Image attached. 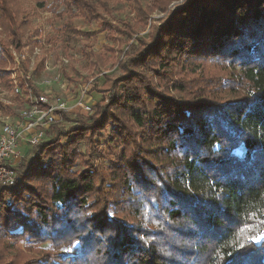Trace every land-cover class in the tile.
I'll return each instance as SVG.
<instances>
[{
  "label": "trees",
  "instance_id": "trees-1",
  "mask_svg": "<svg viewBox=\"0 0 264 264\" xmlns=\"http://www.w3.org/2000/svg\"><path fill=\"white\" fill-rule=\"evenodd\" d=\"M128 1L133 23L104 22L134 41L123 51L115 38L126 57L122 75L101 89L108 101L32 147L22 165L38 185L0 187V264H264V240L256 242L264 236V0H184L150 22L176 0ZM49 9L66 18L67 39L73 18L110 13L104 0H53ZM20 17L19 0H0L16 51L27 28ZM7 47L1 41L5 85ZM107 125L123 146L109 180L91 166L72 172L74 146Z\"/></svg>",
  "mask_w": 264,
  "mask_h": 264
},
{
  "label": "rangeland",
  "instance_id": "rangeland-1",
  "mask_svg": "<svg viewBox=\"0 0 264 264\" xmlns=\"http://www.w3.org/2000/svg\"><path fill=\"white\" fill-rule=\"evenodd\" d=\"M108 3L110 13L106 14L100 11L103 19L94 21H84L80 18L72 19V27L77 30L72 33L68 39L63 37V28L66 18L53 17L49 5L53 0H19L21 8V17L26 28L23 47L20 51L13 50L9 45L11 37L4 31L0 24V46L1 41L8 44L10 58L5 60L4 71L8 77L9 85H5L0 80V129L5 120L17 123L19 112L30 104L36 95L32 94L27 84L32 83L40 95L56 102L57 99L63 101L67 107V119L61 118L54 123L55 129L45 127V135L42 141H48L59 128H68L72 126L73 121L79 114L84 113V107H92L96 102H107L110 94L105 89V83L108 79H115L122 75L123 71L118 67L119 63L126 57V53H119L116 49L117 40L123 39L120 49L124 51L127 44L134 41L125 42L124 36H117L114 29L110 31L104 26L118 25L120 21L133 23L134 14L131 9L130 1L104 0ZM142 4H151L152 0H139ZM184 0L173 1L165 11H154L149 16L151 20H159L168 15L176 7L182 5ZM42 3V5H41ZM149 24L143 29L139 36L146 37ZM87 32H93L95 35H86ZM113 48L116 53H111ZM2 56V53H0ZM23 55V57H21ZM96 55V56H94ZM97 57L107 59L104 66L90 67L91 63L97 60ZM209 69V68H208ZM207 71V70H206ZM210 71V69L208 70ZM96 88V90H93ZM18 90V93L15 92ZM241 91L242 89L236 88ZM170 94L181 98V94L173 92L171 86L168 89ZM221 96L229 98L228 93L223 91ZM83 107V108H82ZM92 115L93 111L86 113ZM59 120V117H58ZM113 126L107 125L99 136L93 137V142L80 141L74 146L73 151L76 154V161L72 172H80L88 166L94 167L103 175L105 180H109L111 167L118 161V153L122 150L121 144H116L110 139ZM61 144L66 142V138L60 137ZM109 142L110 146H107ZM95 144V152L90 153L89 144ZM33 148L29 146L26 139H23L19 145L20 155H22L19 164V174L22 183L15 190L23 187H34L38 185L37 181L30 179L27 169H24L23 162L27 165L32 159ZM124 150V148H123ZM88 154H94L89 158ZM100 156V157H99ZM120 157V155H119ZM49 162V157L45 163ZM69 251V248L63 249Z\"/></svg>",
  "mask_w": 264,
  "mask_h": 264
},
{
  "label": "built area",
  "instance_id": "built-area-1",
  "mask_svg": "<svg viewBox=\"0 0 264 264\" xmlns=\"http://www.w3.org/2000/svg\"><path fill=\"white\" fill-rule=\"evenodd\" d=\"M15 92L18 93V90L15 89ZM41 104L47 107L42 108ZM66 110L65 103L60 99L53 102L40 95L19 112L16 124L9 120L3 122L0 129V187L15 188L21 183L22 177L18 170L22 158L19 151L21 141L26 139L31 147L41 142L45 135L44 128L60 121V112ZM83 110L91 112L89 106Z\"/></svg>",
  "mask_w": 264,
  "mask_h": 264
},
{
  "label": "snow or ice",
  "instance_id": "snow-or-ice-1",
  "mask_svg": "<svg viewBox=\"0 0 264 264\" xmlns=\"http://www.w3.org/2000/svg\"><path fill=\"white\" fill-rule=\"evenodd\" d=\"M260 240H264V236H261L260 239H258L256 242L259 243Z\"/></svg>",
  "mask_w": 264,
  "mask_h": 264
}]
</instances>
